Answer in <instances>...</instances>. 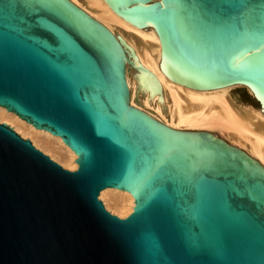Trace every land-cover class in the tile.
I'll return each mask as SVG.
<instances>
[{
	"label": "water",
	"instance_id": "water-1",
	"mask_svg": "<svg viewBox=\"0 0 264 264\" xmlns=\"http://www.w3.org/2000/svg\"><path fill=\"white\" fill-rule=\"evenodd\" d=\"M105 1L158 30L175 87L242 89L264 118V0ZM129 70L141 97L161 98L72 4L0 0V110L77 157L65 169L0 123V264H264V171L130 109ZM112 192L134 196L127 217L101 201Z\"/></svg>",
	"mask_w": 264,
	"mask_h": 264
},
{
	"label": "bare ground",
	"instance_id": "bare-ground-1",
	"mask_svg": "<svg viewBox=\"0 0 264 264\" xmlns=\"http://www.w3.org/2000/svg\"><path fill=\"white\" fill-rule=\"evenodd\" d=\"M63 1L72 4L79 15L108 30L112 38L121 42L136 59L140 73L154 79L161 98L151 101V95H139L138 81L133 70H129L125 80L130 92V109L154 119V125L173 134L210 136L219 140L211 133L217 132L232 144L227 149L235 152V147L244 149L246 158L264 171V118L261 108L238 105L232 89L194 93L175 87L173 80L162 76V44L158 30L142 31L126 25V19L114 17L105 0ZM245 90L252 95L251 89ZM0 122L29 138L36 148L64 168H77V157L60 138H50L49 133L38 132L33 126L15 120V115L5 110H0ZM102 200L106 208L119 217H127L133 211V195L104 193Z\"/></svg>",
	"mask_w": 264,
	"mask_h": 264
},
{
	"label": "rangeland",
	"instance_id": "rangeland-1",
	"mask_svg": "<svg viewBox=\"0 0 264 264\" xmlns=\"http://www.w3.org/2000/svg\"><path fill=\"white\" fill-rule=\"evenodd\" d=\"M241 90V89H240ZM232 95H233V98L235 99V102L238 104V105H243V106H252V107H254V108H256V109H259V108H257V107H255V105L249 100V99H246L245 98V95H241V93H239V91H238V89H232ZM0 123H4V122H0ZM211 133H213L214 134V136H216V137H218L219 138V140H221V141H223V145L226 147V148H228V147H230L231 148V146H232V144L229 142V141H227L226 139H224L221 135H219L217 132H211ZM19 134V133H18ZM24 138V137H23ZM25 139H27V138H25ZM29 139V138H28ZM233 149H236L237 151L236 152H238L239 154H241V155H243L244 157H246V151L244 150V149H239V148H233ZM239 150V151H238ZM44 153V152H43ZM47 155V154H46ZM49 156V155H48ZM50 157V156H49ZM65 169H67V168H65ZM77 169V168H76ZM76 169H74V170H76ZM68 170H70V169H68ZM72 171V170H71ZM101 201H103V200H101ZM104 203V202H103ZM116 215V214H115ZM118 216V215H117ZM122 218V217H121ZM123 218H125V217H123Z\"/></svg>",
	"mask_w": 264,
	"mask_h": 264
}]
</instances>
